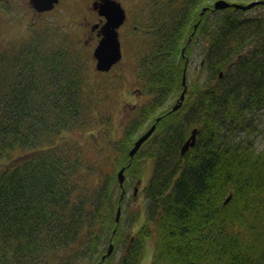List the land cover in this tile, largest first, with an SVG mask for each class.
I'll return each mask as SVG.
<instances>
[{
  "label": "trees",
  "instance_id": "16d2710c",
  "mask_svg": "<svg viewBox=\"0 0 264 264\" xmlns=\"http://www.w3.org/2000/svg\"><path fill=\"white\" fill-rule=\"evenodd\" d=\"M214 1L153 0L139 68L152 98L90 183L88 158L67 139L91 108L87 53L74 36L55 42L43 29L0 51V264H141L148 253L149 264H264V146L231 140L254 128L243 122L249 111L264 109V16L214 9ZM198 43L205 74L189 85L186 75L184 99L171 110ZM193 128L194 145L180 155ZM148 161L140 219L127 214L116 173L124 167L126 178L141 179ZM111 238L114 249L126 242L118 262L114 250L101 260Z\"/></svg>",
  "mask_w": 264,
  "mask_h": 264
},
{
  "label": "rangeland",
  "instance_id": "374dc122",
  "mask_svg": "<svg viewBox=\"0 0 264 264\" xmlns=\"http://www.w3.org/2000/svg\"><path fill=\"white\" fill-rule=\"evenodd\" d=\"M119 1L126 11L127 21L119 33L122 58L116 65L108 72L102 73L96 70L95 59L92 56L93 46L84 47L82 44H75L77 48H83L82 51L87 53V58L84 59L82 65L85 80L82 86L86 91H89L91 108L86 114L87 120L84 121L86 122L84 127L68 132L67 139L71 140L74 144L73 147L89 160V163L85 165V169L89 173V176L85 177L86 183L92 181L98 167L106 158L110 160L113 157L112 143L121 135L130 118L134 114H138L139 104L152 98L148 89H144L145 76L139 73V68L144 62L145 54L143 52L148 45L147 40H151L153 36L152 30L149 33L146 30L150 27L147 19L151 18L153 0ZM24 2L25 0H0V51L20 44L37 29L52 32L51 38L55 42L65 36L69 38L83 36L81 31L83 30L84 17L89 10L88 0H62L52 10L37 14L36 17L32 16L29 7ZM4 3L7 6H4ZM237 14L241 17H263L264 6H255ZM74 22H79V26L75 27ZM32 23L34 24L32 25ZM134 26L138 29L134 30ZM201 50V43L200 45L198 43L197 46L194 45L189 59L190 79L187 80L188 85L195 80L196 76L201 74L202 78L204 75V65L198 66L203 58ZM253 112L254 110L249 111L243 122L254 125L255 129L245 128L248 132L240 130L231 140L251 139L258 148H261L264 146V109H257L250 118L249 115H252ZM66 146L68 145L66 144ZM20 157L21 155L18 154L11 163ZM146 164L134 199L132 196L136 179L132 180L127 177L125 180L126 196L123 206L128 215L141 216L140 219H143L145 204L142 187L150 172L152 162L148 161ZM104 169L110 171L109 164L104 166ZM125 246L126 242H122L117 248L115 247L114 262L118 260ZM149 261L148 253L141 264H149Z\"/></svg>",
  "mask_w": 264,
  "mask_h": 264
},
{
  "label": "water",
  "instance_id": "95a60500",
  "mask_svg": "<svg viewBox=\"0 0 264 264\" xmlns=\"http://www.w3.org/2000/svg\"><path fill=\"white\" fill-rule=\"evenodd\" d=\"M59 0H29V5L34 8V10L41 12L45 10H50ZM262 4L264 5V0H251L247 3H239L235 1H227V0H216L213 3L214 9L224 8L226 6H233L235 9L246 10L255 5ZM96 7V6H95ZM99 14L105 16V23L102 26V36L98 40L96 46L93 49V57L95 59V68L99 71H108L115 63L119 61L121 58V48H120V40L118 37L117 28L123 22L125 18L124 8L121 6L120 2L117 0H102V2L98 6ZM196 25H194L195 28ZM183 83V91L181 92L177 103L172 105L171 110H176L182 100L184 99V91L186 89V78L185 73L182 76ZM159 117H156V121ZM156 124L152 123L146 130H144L133 142L132 147L129 149L128 154L132 157L135 152L140 148V146L150 137L155 129ZM197 129L193 128L189 136L184 140L181 144V153L185 152L190 146L194 145L196 138ZM118 184L121 187L122 197L125 193L124 188V167H120L116 173ZM139 180L133 187V197L136 196L137 188L139 185ZM231 195L228 194L223 203H226L230 200ZM120 217V206L116 209L115 221L118 222ZM132 237L130 238L129 243L132 241ZM109 244V243H108ZM113 251V245L110 243L107 246L105 253L101 255V260H103L106 256L110 255Z\"/></svg>",
  "mask_w": 264,
  "mask_h": 264
},
{
  "label": "flooded vegetation",
  "instance_id": "af4514ba",
  "mask_svg": "<svg viewBox=\"0 0 264 264\" xmlns=\"http://www.w3.org/2000/svg\"><path fill=\"white\" fill-rule=\"evenodd\" d=\"M61 1L62 0H59V2H61ZM25 2L29 4V0H25ZM101 2H102V0H88V2H87V6H88L89 10L86 13V15L84 17V21H83L84 22V24L82 26L83 30L81 31L83 36H77L76 37L77 43L82 44V46H84V47L93 46V49H94L98 40L102 36V26L105 23L106 19H105L104 15L99 14V12H98V6ZM121 6H122V4H121ZM29 10H30L33 17H36L37 14H41V13L45 12V11H42L39 13V12L33 10L30 6H29ZM126 21H127V15H126V11H125V18H124L123 22L117 28L118 36H119L120 30L123 28ZM33 24L34 23H32V25ZM73 25L75 27L79 26V22L78 23L74 22ZM133 29L136 30L138 28L136 26H134ZM119 40H120V38H119ZM93 49H92V52H93ZM121 58H122V55H121ZM116 64H114V65H116Z\"/></svg>",
  "mask_w": 264,
  "mask_h": 264
},
{
  "label": "bare ground",
  "instance_id": "6f19581e",
  "mask_svg": "<svg viewBox=\"0 0 264 264\" xmlns=\"http://www.w3.org/2000/svg\"><path fill=\"white\" fill-rule=\"evenodd\" d=\"M216 1V0H215ZM214 1V2H215ZM229 2H231V1H229ZM226 7H228V6H226ZM226 7H224V8H226ZM224 8H219V10H222V9H224ZM187 58H190V57H188L187 56ZM199 65L201 66V65H204V57L201 59V62L199 63ZM222 73H223V71L222 70H219V72H218V77H220V76H222ZM204 74H205V68H204ZM186 75L188 76V75H190V73H189V71L188 72H185V78H186ZM190 89V88H189ZM183 91V90H182ZM187 91V83H186V89H185V91H184V94H185V92ZM196 100H195V98H194V101L193 102H195ZM177 103V101H174V104H176ZM173 104V105H174ZM180 106H181V104H180ZM181 148V147H180ZM180 148H179V154L180 155H183L185 152H182L181 153V150H180ZM125 180H126V176H125V179H124V182H125ZM124 185V184H123ZM120 187V186H119ZM121 188V187H120ZM116 215V214H115ZM132 237V236H131ZM130 237V238H131ZM129 241H130V239H129ZM109 244L110 243H112V245H113V250H114V242H113V240H112V238L111 239H109ZM123 242H125V241H123ZM108 244V245H109Z\"/></svg>",
  "mask_w": 264,
  "mask_h": 264
}]
</instances>
